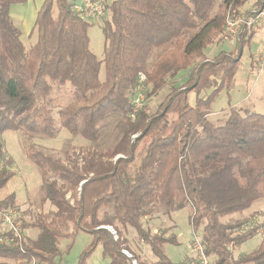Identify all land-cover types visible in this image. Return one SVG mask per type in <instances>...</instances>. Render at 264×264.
<instances>
[{
    "label": "trees",
    "instance_id": "1",
    "mask_svg": "<svg viewBox=\"0 0 264 264\" xmlns=\"http://www.w3.org/2000/svg\"><path fill=\"white\" fill-rule=\"evenodd\" d=\"M26 1L0 0V137L20 131L53 139L65 130L94 144L100 124L111 116L119 120L120 135L110 148L73 153L66 163L34 144L26 146V158L40 171L39 206L48 202L54 211L50 217L40 214L33 222H20L21 230L36 229L37 238L0 244V264H53L60 239L77 232L93 236L80 264L97 245L108 264H146L127 245L129 228L149 249L154 264H183L172 263L164 253L165 245L178 246L176 235L167 236L168 229L152 234L142 219H151L158 210L169 217L187 207L192 232L202 227L210 264H264V239L238 259L230 249L255 236L259 227L235 234L247 219L219 222L264 200V115L230 109L222 119L208 118L211 102L231 84L254 33L240 36L234 56L220 51L209 61L203 54L223 39L227 17L237 16L251 0H104L101 59L89 50L91 25L73 11L77 0H42L28 35L35 38L24 46L9 10ZM139 74L145 75L147 96L164 88L169 93L160 111L149 115L144 105L132 121ZM213 78L219 82L216 87ZM54 88H69L71 97L57 111V122L51 115ZM209 88L210 94L201 97ZM190 92L196 95L192 107ZM170 114L176 118L168 123ZM137 133L136 141H149L134 163L137 142L132 136ZM12 164L0 139V190L14 176ZM9 209L18 210L14 194L0 199V216ZM101 227L111 228L116 239Z\"/></svg>",
    "mask_w": 264,
    "mask_h": 264
},
{
    "label": "rangeland",
    "instance_id": "2",
    "mask_svg": "<svg viewBox=\"0 0 264 264\" xmlns=\"http://www.w3.org/2000/svg\"><path fill=\"white\" fill-rule=\"evenodd\" d=\"M255 0H251L241 12L247 11ZM109 19V14L104 20ZM103 20V21H104ZM102 20L94 23L88 28L89 50L97 57H103L104 50V36L101 31ZM33 23L30 28H32ZM21 32V42L24 46L28 47L32 44L34 36L27 38L29 33L28 27L17 25ZM251 40L243 47L242 55L229 86H223L220 92L214 97L209 107V119L216 121L217 119L224 118L230 109H239L243 114L258 113L264 115V74H258L255 59L262 53V45L264 43V24L258 27L254 32ZM236 44L223 37L221 42L212 43L203 50L206 60H212L215 55L223 51L232 56L236 53ZM155 60V54L150 58V63ZM201 59H198L199 62ZM103 75L102 68L100 76ZM184 82L181 80L177 83ZM213 87L219 83L216 78L212 79ZM145 89V88H144ZM213 88L203 90L200 94L201 97H207ZM169 89L164 88L156 95L147 96V91L143 93V106L148 108L149 115L155 114L160 111V104L164 101ZM195 93L190 92L187 96V102L192 107L195 103ZM53 99V107L51 108V115L57 122V111L71 102L69 88L56 89L54 88L51 94ZM176 118L175 115H168V123ZM118 119H113L112 116L105 120L100 125L101 133L99 140L92 144L79 136H71L65 130H59L53 139L31 138L21 133L20 131H6L0 139L3 142V149L6 156L10 157L13 161L10 169L13 171L14 176L7 182L6 186L0 190V199L8 194L15 195V201L18 211L21 213V222H33L38 215H49L54 211V208L46 202L42 207L39 206L40 200L43 196L41 189V177L39 169L31 163L25 156V148L29 144H34L43 152L58 158L63 162H67V156L73 153H82L90 148L99 150H106L113 146L119 139V131L117 128ZM167 123V124H168ZM132 136L133 141L138 137ZM149 141V138L138 140L137 146L134 150V163H137L140 158V153L144 145ZM122 156H116L121 158ZM113 159V160H114ZM67 194V198H69ZM71 203H72V199ZM254 208L250 211L243 213H234L219 218L222 224H236L241 223L245 219L247 222L236 228L235 234L242 233L251 227H259L257 234L251 239L246 240L239 246L231 247V254L233 259H238L242 255L251 253L261 244L264 239V200H259L254 203ZM191 212L189 207L177 211L166 217L161 210H158L151 219L143 218V226L148 229L152 234L158 233L164 229H168L167 236L175 234L177 237L178 246L165 245L164 253L172 263L191 264L195 262L194 254L189 250V245L193 238L201 240L202 227L196 232H192L189 225L188 216ZM72 227L68 228L70 232ZM129 233L125 237L127 245L132 250L134 255L140 261L146 264H154L155 258L151 255L149 249L141 244L137 238L136 233L132 228H129ZM6 228L2 225L0 219V236L4 234ZM23 241L25 239L34 241L38 232L36 229L27 228L21 230ZM93 242V236L85 232H77L71 238H62L59 241L58 249L59 256L53 260V264H80V258L88 251ZM212 262V258H208ZM9 263H13L9 261ZM30 264H45L37 261H31ZM84 264H108V260L102 256V248L97 245L85 257ZM136 264V263H135Z\"/></svg>",
    "mask_w": 264,
    "mask_h": 264
},
{
    "label": "built area",
    "instance_id": "3",
    "mask_svg": "<svg viewBox=\"0 0 264 264\" xmlns=\"http://www.w3.org/2000/svg\"><path fill=\"white\" fill-rule=\"evenodd\" d=\"M256 5L252 6L250 10L240 12L237 16H228L224 25V37L233 43H237L240 36L245 33L248 37L258 27L264 24V0L254 2ZM73 11L85 22L93 25L98 23L105 15L104 0H79L73 5ZM263 53L255 59L258 74H264V43L262 45ZM145 75L139 74L138 83L135 88L133 98L131 100L132 113L130 119H135V114L143 107V93L145 91ZM2 225L6 228L4 234L0 236V244L13 243V241L21 242V213L17 209H9L1 216ZM116 239L115 233L109 227H105ZM189 250L194 254L195 262L191 264H210L208 257L204 253V248L201 240L193 238L191 244L188 246ZM122 253L131 258L126 251ZM131 264H135L132 261Z\"/></svg>",
    "mask_w": 264,
    "mask_h": 264
},
{
    "label": "crops",
    "instance_id": "4",
    "mask_svg": "<svg viewBox=\"0 0 264 264\" xmlns=\"http://www.w3.org/2000/svg\"><path fill=\"white\" fill-rule=\"evenodd\" d=\"M77 1H79V0H77ZM41 3H42V0H27L23 4L11 6L10 10H9V15H10V18H11L13 24L16 27H17V25H23L24 27H28L27 29L28 30L30 29L29 30V33H30V31L32 29V28H30V26L35 21L36 13H37ZM32 27H33V25H32ZM29 33H28V35H29ZM28 35H27V38H28ZM34 38H33V40H34ZM33 40H31V41H33ZM101 58L102 57H100L98 59H101ZM102 72L104 75L103 68H102ZM103 75L100 76V79L103 78ZM253 206H254V204L249 209H247L243 212L250 211V209L254 208ZM37 235H38V232L35 234V236H37Z\"/></svg>",
    "mask_w": 264,
    "mask_h": 264
},
{
    "label": "water",
    "instance_id": "5",
    "mask_svg": "<svg viewBox=\"0 0 264 264\" xmlns=\"http://www.w3.org/2000/svg\"><path fill=\"white\" fill-rule=\"evenodd\" d=\"M101 229H106L105 227H101ZM107 230V229H106Z\"/></svg>",
    "mask_w": 264,
    "mask_h": 264
}]
</instances>
